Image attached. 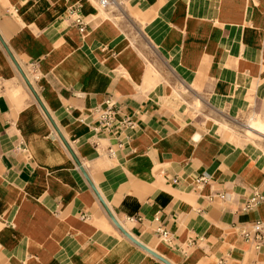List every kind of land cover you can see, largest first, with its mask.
<instances>
[{
    "label": "crops",
    "instance_id": "1",
    "mask_svg": "<svg viewBox=\"0 0 264 264\" xmlns=\"http://www.w3.org/2000/svg\"><path fill=\"white\" fill-rule=\"evenodd\" d=\"M114 4L0 0V264H264V0Z\"/></svg>",
    "mask_w": 264,
    "mask_h": 264
},
{
    "label": "built area",
    "instance_id": "2",
    "mask_svg": "<svg viewBox=\"0 0 264 264\" xmlns=\"http://www.w3.org/2000/svg\"><path fill=\"white\" fill-rule=\"evenodd\" d=\"M115 0H100V4L103 8H106L114 4ZM70 15L74 17V24L77 25L81 32L85 33L87 30V23L84 17L78 10L73 9ZM120 107L114 98H107L103 106L96 110V117L98 125L95 126L96 131L112 133L115 129L116 114L119 112ZM123 125H133L130 118H125L122 121ZM110 154H113V149L108 150ZM162 235L169 238L168 231L162 230ZM242 235L250 240L255 249L264 248V220H255L249 225H245L241 228Z\"/></svg>",
    "mask_w": 264,
    "mask_h": 264
},
{
    "label": "water",
    "instance_id": "3",
    "mask_svg": "<svg viewBox=\"0 0 264 264\" xmlns=\"http://www.w3.org/2000/svg\"><path fill=\"white\" fill-rule=\"evenodd\" d=\"M101 201L103 203L104 199L100 196V194H98ZM110 212V211H109ZM110 215L112 217V219L114 220V222L116 223V225L120 228V230H122V232L131 240H133L136 244H138L139 246H141L142 248L146 249L147 251H149L150 253H152L153 255L161 258L162 260L166 261L169 264H173L171 263L167 258L163 257L162 255L158 254L157 252H155L154 250H152L151 248H149L148 246H146L144 243H142L140 240H138L135 236H133L129 231H127L124 226L115 218V216L110 212Z\"/></svg>",
    "mask_w": 264,
    "mask_h": 264
},
{
    "label": "rangeland",
    "instance_id": "4",
    "mask_svg": "<svg viewBox=\"0 0 264 264\" xmlns=\"http://www.w3.org/2000/svg\"><path fill=\"white\" fill-rule=\"evenodd\" d=\"M118 1H120V0H118ZM109 7H111V8H116L117 6H116V4H112V5H110ZM102 9L104 10L103 7H102Z\"/></svg>",
    "mask_w": 264,
    "mask_h": 264
}]
</instances>
